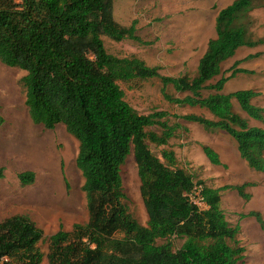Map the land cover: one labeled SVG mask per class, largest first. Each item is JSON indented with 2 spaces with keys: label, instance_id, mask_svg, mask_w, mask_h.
<instances>
[{
  "label": "trees",
  "instance_id": "trees-1",
  "mask_svg": "<svg viewBox=\"0 0 264 264\" xmlns=\"http://www.w3.org/2000/svg\"><path fill=\"white\" fill-rule=\"evenodd\" d=\"M115 0H0V63L24 74L18 84L24 94L29 119L46 129L56 124L77 142L75 166L83 182L87 219L69 230L59 228L45 235L27 215L13 214L0 221V264H237L239 256L226 239L240 232L221 208L220 189L203 184L207 208L198 210L183 192L193 176L176 168L172 149L161 158L147 141L165 145L179 124L160 120L165 112L139 114L124 98L122 83L129 88L159 80L161 96L181 107H197L212 118L183 114L206 132L227 133L248 167L259 170L264 161V129L249 126L234 110L232 99L247 116L264 122V108L252 105L253 90L224 93L225 82L239 68L234 62L225 75L224 63L235 50L249 44L237 24L250 12L252 0H234L218 10L215 36L207 43L192 77L164 76L158 66L142 58L110 53L102 37L145 43L135 22L113 20ZM219 76L215 81H212ZM170 85L182 97L167 91ZM4 118L0 114V126ZM159 125L155 133L148 127ZM214 165L219 155L202 145ZM131 155L139 179V191L147 213L146 225L128 211L121 168ZM3 168L0 167V177ZM20 185H30L34 172L17 174ZM244 184L234 186L242 192ZM264 225L258 213L249 212ZM170 238L181 240L174 249ZM46 243V252L38 244Z\"/></svg>",
  "mask_w": 264,
  "mask_h": 264
},
{
  "label": "rangeland",
  "instance_id": "rangeland-1",
  "mask_svg": "<svg viewBox=\"0 0 264 264\" xmlns=\"http://www.w3.org/2000/svg\"><path fill=\"white\" fill-rule=\"evenodd\" d=\"M234 0H115L113 20L121 25L135 22L136 33L145 43L128 39L113 41L102 37L106 49L117 56L136 55L148 65L158 66L160 74L192 77L196 65L214 38L216 13ZM250 12L240 17L237 24L244 29V39L249 44L239 46L223 65L227 69L238 62L239 68L224 84L223 92L250 89L254 95L252 105L264 108V0H252ZM24 71L0 63V114L4 123L0 126V221L13 214L30 217L45 235L59 228L69 230L76 223L87 219L83 182L75 166L77 142L63 125L51 129L30 121L24 94L18 84ZM216 76L212 81H215ZM125 100L139 113L165 112L160 120L167 124H179L165 145L147 141L150 151L161 158V150L172 149L177 159L176 168L193 176L194 181L220 189L221 208L230 224H238L240 232L235 238H227V244L239 256L237 264H264V225L249 212H256L264 220V161L259 170L248 167L236 150L233 139L223 131L206 132L195 122H185L180 116L196 113L207 118L211 114L197 107H181L165 100L160 94V82L156 78L129 88L120 83ZM167 91L174 97H182L170 85ZM233 110L249 126L264 129V122L253 119L239 108L232 99ZM147 130L159 133L161 127L153 125ZM209 145L219 155L220 164H212L201 146ZM34 172V181L22 186L17 174ZM123 192L128 211L141 225H146L147 213L139 191L136 164L131 155L121 168ZM245 197L234 186L242 185ZM174 249L181 240L170 238ZM43 254L46 243L38 244ZM39 264H47L45 256Z\"/></svg>",
  "mask_w": 264,
  "mask_h": 264
},
{
  "label": "built area",
  "instance_id": "built-area-1",
  "mask_svg": "<svg viewBox=\"0 0 264 264\" xmlns=\"http://www.w3.org/2000/svg\"><path fill=\"white\" fill-rule=\"evenodd\" d=\"M187 201L195 206L198 210H204L207 208V203L203 196V184L198 181H193L192 186L183 192Z\"/></svg>",
  "mask_w": 264,
  "mask_h": 264
}]
</instances>
